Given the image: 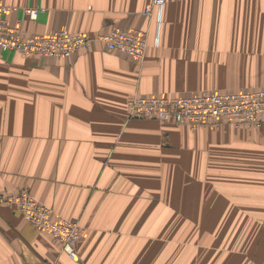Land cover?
Instances as JSON below:
<instances>
[{"label": "crops", "instance_id": "1", "mask_svg": "<svg viewBox=\"0 0 264 264\" xmlns=\"http://www.w3.org/2000/svg\"><path fill=\"white\" fill-rule=\"evenodd\" d=\"M29 34L148 33L144 60L0 49V198L27 191L83 231L72 260L0 205V264H264V123L131 119L134 96L264 89V0H2ZM44 10L36 21L23 9Z\"/></svg>", "mask_w": 264, "mask_h": 264}, {"label": "built area", "instance_id": "2", "mask_svg": "<svg viewBox=\"0 0 264 264\" xmlns=\"http://www.w3.org/2000/svg\"><path fill=\"white\" fill-rule=\"evenodd\" d=\"M165 0H154L152 8L162 9ZM0 0V49L11 51L26 58L69 59L90 51L97 43L109 52L119 53L142 61L149 47L148 33L139 29L114 28L92 38L88 35H73L67 30L49 34H29L23 23L12 25L9 17L17 12ZM44 10L24 8V17L36 21ZM131 119H153L174 124H186L194 129L226 124L235 128L260 127L264 123V89L240 93H215L185 97L134 96L127 101ZM0 205L17 209L26 221L52 235L63 251L74 261L79 257L76 245L83 236L77 223L62 217L27 191L9 194L0 198Z\"/></svg>", "mask_w": 264, "mask_h": 264}]
</instances>
